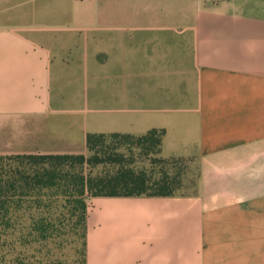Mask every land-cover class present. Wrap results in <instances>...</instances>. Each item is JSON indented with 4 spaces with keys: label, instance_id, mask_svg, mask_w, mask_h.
I'll use <instances>...</instances> for the list:
<instances>
[{
    "label": "crops",
    "instance_id": "crops-1",
    "mask_svg": "<svg viewBox=\"0 0 264 264\" xmlns=\"http://www.w3.org/2000/svg\"><path fill=\"white\" fill-rule=\"evenodd\" d=\"M151 128L196 190L90 197L86 264H264V0H0V153Z\"/></svg>",
    "mask_w": 264,
    "mask_h": 264
},
{
    "label": "trees",
    "instance_id": "trees-1",
    "mask_svg": "<svg viewBox=\"0 0 264 264\" xmlns=\"http://www.w3.org/2000/svg\"><path fill=\"white\" fill-rule=\"evenodd\" d=\"M164 134L163 128H151L141 135L89 132L86 135L87 153L0 154V240L18 230L22 232L20 239L23 238L24 242H38L45 246V240L55 230L54 222L58 217L45 216V208L61 206L76 218L75 225L80 227L83 237L80 264H86L90 197L192 193L182 191L186 163L172 173L166 168L169 164L176 167L177 162L182 163L187 158L159 155ZM125 146L131 152L128 155L122 149ZM133 147L139 150L140 156L150 157L153 164H161L160 169L155 171L136 165ZM198 176L199 173L194 180L191 179L193 192ZM28 219L31 229L26 236L30 238L23 235ZM35 263L68 264L60 259L45 261V255L35 261L16 258L12 264ZM0 264H7L4 256Z\"/></svg>",
    "mask_w": 264,
    "mask_h": 264
},
{
    "label": "rangeland",
    "instance_id": "rangeland-1",
    "mask_svg": "<svg viewBox=\"0 0 264 264\" xmlns=\"http://www.w3.org/2000/svg\"><path fill=\"white\" fill-rule=\"evenodd\" d=\"M127 155L131 152L128 150V146L122 148ZM133 155L136 156L135 164L140 167H145L147 169H155L158 171L161 167L151 161L148 156H140L138 154L139 150L137 148H132ZM40 152V151H38ZM45 153V152H44ZM52 153H63V152H52ZM78 153V152H74ZM87 153V149L83 151ZM2 154V153H0ZM10 154V153H5ZM159 155L162 156L161 152ZM187 164L186 173L184 174L183 189L185 192H193V186L191 184V179L196 178V174L199 173L198 161L195 157L187 158L182 163L177 162L175 167L172 164L166 165L167 170L172 173L173 171L180 168V165ZM159 173V172H158ZM155 175V174H154ZM190 179V182L188 181ZM179 194V193H177ZM36 215V212H33ZM57 217L55 219L53 234L50 238L45 240V246L40 245L38 242L26 243L23 238L20 239V234L18 230L8 233L3 236L0 240V259L4 256L7 264H12L16 258H24L25 260L35 261L39 259L42 255H45L46 260H66L68 264H80L81 251L83 247V237L81 236V230L79 226L75 225V217L68 214L67 209L63 207L59 208H45V216ZM62 220V223H61ZM28 227L23 230V235L26 236L27 231L31 229L30 219L25 223ZM30 238V236H26ZM45 253V254H44ZM36 264V263H35Z\"/></svg>",
    "mask_w": 264,
    "mask_h": 264
}]
</instances>
